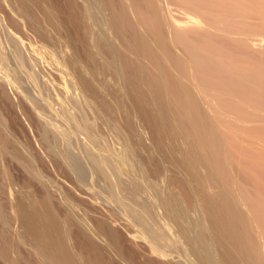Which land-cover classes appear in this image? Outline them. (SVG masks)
I'll return each mask as SVG.
<instances>
[{"label": "bare ground", "instance_id": "6f19581e", "mask_svg": "<svg viewBox=\"0 0 264 264\" xmlns=\"http://www.w3.org/2000/svg\"><path fill=\"white\" fill-rule=\"evenodd\" d=\"M164 1L0 0V264H92L83 257L88 251L100 260L111 253L121 264H184L165 260L174 253L188 264H264V221L229 159L221 89L206 82L190 50L200 18L189 15L193 26L180 28ZM24 73L41 97L69 104V111L58 100L57 108L48 105L67 126L52 118ZM60 88L74 97L62 98ZM26 122L36 128L41 161L51 162L66 186L40 178ZM144 129L153 147L144 144ZM105 131L120 140L121 156L107 143L112 136L101 137ZM121 161L131 164L129 181ZM93 179L147 234L143 262L125 256L118 213L91 205Z\"/></svg>", "mask_w": 264, "mask_h": 264}, {"label": "rangeland", "instance_id": "374dc122", "mask_svg": "<svg viewBox=\"0 0 264 264\" xmlns=\"http://www.w3.org/2000/svg\"><path fill=\"white\" fill-rule=\"evenodd\" d=\"M166 2L167 4H165V1L162 3L164 13L169 17L170 15L173 17L170 20L180 21V23L176 21V25H181L179 26L180 28L183 27V29H185L187 26L192 25V22H190V20L188 19L189 15L196 16L198 17V19L200 18L202 25L197 29V31L196 29L193 30L191 35L189 34L190 37L188 35L191 41H193L191 43L192 48L190 50L194 54H199L198 60L199 63L203 64L202 70L207 71H205L206 73L203 74V76L207 77L206 82L209 84H215L217 86L219 85L221 89V92L218 96L219 99L217 101V106L221 111L219 116L221 117L220 119L222 120L223 125L227 129H230L229 131H231L232 135L230 136L229 140V144L232 150L229 153L230 158H228L230 160L234 159L232 160V162L234 161L233 164H236V168L234 166L233 167L236 171H234L235 175H237L236 177H238L237 179L240 181V184L244 189L241 191L245 195L248 194L246 196L249 197V199H251L252 201V208H254L255 210H253L254 213L258 214V216L261 218V221H264V44L262 45L260 40L261 38H264V0H166ZM141 7L143 6L139 5V8L137 9L139 10L138 12L142 17L140 15L139 16L141 17V19H143V17L145 18L144 20L148 19L147 22L149 23L151 21V18L149 21V18H147V16H151L147 15V12L144 11L145 9L143 10ZM190 27H187L186 29H190ZM47 68L49 69L50 67L48 66ZM208 69H210V71H208ZM53 72L56 74L55 71ZM25 73L26 75L28 74L27 70ZM25 73L23 74V77H25L24 80L27 79L28 83L31 84H27L28 87H33H30L33 90L32 91L30 89L32 93L40 99L43 97L41 99V103L44 104L45 101L47 102V104L45 102V106L47 107V110L49 109L48 111L50 113L52 112V118H58L56 119L58 123H60L61 125L63 124L62 126H67V123L63 119L61 120L59 116L54 115L55 112L53 109L48 108V105L51 104L53 106V104H60V102L62 103V100L57 99V101L55 99V101H57L56 103L51 98L48 99L46 97V93L41 97V94L38 92V87L36 89L35 84H32L33 80H30V77L28 79ZM0 81V84H2L3 81L1 80V78ZM7 90L10 96H17L19 97V99L24 101L23 95L18 94V92H16L14 88H12L11 91L9 88ZM60 90H62L63 92H60L64 94H61L62 98H64L65 95L66 97H74L71 92L66 93L65 90L61 88ZM78 96L79 95H77L76 98L80 100V97ZM51 100L55 103H53ZM64 102L66 103V100ZM59 104L56 106H58V108L60 107L59 109L61 110L62 108L64 110L66 106L67 109L69 108L68 103H66V105L64 104L65 107L61 104L59 106ZM56 106L54 105L53 107ZM67 109L66 111H69V109ZM71 111L73 112V110L70 109V112ZM39 118L41 119V117ZM26 125H28L27 129L29 132L31 144L33 146L32 153H34L35 151L36 154L34 153V155H36L37 157L35 162H33V165L35 167L37 166L36 168L38 173L41 171V173H39L40 178H42V180H45V178H47L48 180L52 179V181H50L53 182L52 184L55 183L54 185L61 184L63 186H66V179L63 177V175H61V173H59V171L56 170V172L54 171V169H52V163L44 160L41 161L39 145L38 143H35L36 128L33 125L31 126V123L30 126L28 123ZM105 132L104 134H101V137L105 138L106 142L111 136L112 138L114 137L113 134L110 133V135H108L109 132ZM143 134L144 144L148 147H151V145L154 144L151 134L145 129L143 130ZM106 135H108L109 138L108 136L106 138ZM76 137L74 136L76 144L83 145V143H85V139L82 138V135H77ZM112 138L107 142L109 143V147L111 146V150H115L114 153L117 154L121 152L122 154V145L120 143V140L115 139L116 137H114V140ZM82 140L84 141L82 142ZM36 144L38 145V147ZM153 146L154 145H152V147ZM143 151L144 149H140L138 151L139 153H142L139 154L140 158H146L147 156H149L148 154L144 155V153L147 152ZM37 152H39V156ZM116 154H112L113 156L111 159L114 158V161H111L113 162V164H116L114 162L120 160L119 156H121V154L119 153V156H117ZM155 154L157 158L161 157L160 153ZM128 162L129 161H127V164H123L124 162L121 161L120 164L121 167L124 166L122 167V170L128 169L124 171L126 174L129 173L127 174L128 176L126 174L124 176V172L121 173V175L123 174V177H126L127 180L125 178H122L125 181H129L128 177H131V169H129L131 167V164L129 163L130 166L128 168ZM41 174L44 177H41ZM31 179V185H33L35 188L31 187L30 189H32L31 191H33L34 188L37 195H39V191L37 190V187H39V183L37 180L33 178ZM242 179H244V182L242 181ZM93 180H90V186H92V190L90 189L87 192L88 194H95V197H93L96 201L92 198V200L94 201H91V205L94 203V208L97 212L99 211L98 213L101 214L106 215L108 213L107 208H109V210H111L110 208H112L110 214L118 213V216L121 217V219H119L122 221L117 220V222H115V225L121 235L120 242L122 243L123 250L125 249V252L123 251L126 254L125 256H128L129 258L131 256L132 258H136L137 260L139 259L140 261L138 262H143V259H140L139 255L143 247H145L144 250L150 247V243L148 241L149 238H146L147 234L142 232V230L136 225L135 221L132 220L130 216H128V214H124V211L122 213V209L119 207V205L116 202H113V200H111L112 198L110 199L109 195L106 196L107 193H105L104 190L102 193L101 188L98 185H95L97 183L95 182V180L93 182ZM160 184L163 185L164 182H160ZM247 187H249L250 190ZM178 192L180 193L181 191L179 190ZM103 196L106 197V199L109 196L108 200H110L108 204V200H106ZM159 210L160 209H157L158 213L161 214ZM119 212L122 214H120ZM112 215H109L108 217H112ZM84 251L83 253H85ZM129 252L133 253L135 257H133V255H131ZM86 253L88 257L86 256ZM86 253L83 254V257L85 256L84 259H93L92 264H103V262H101L102 259L105 261V264H121V262H118L119 260L117 259V257L114 256L113 258L112 255L109 256V254L111 253L108 254V252L103 253L104 255L101 260L97 258V255H95L96 252H94L95 254L91 251H88ZM155 258L157 259V256ZM167 259L168 261H171L173 263L176 261H182L184 264H188V262L186 261V257L180 256L177 253H174L171 256H167L165 260Z\"/></svg>", "mask_w": 264, "mask_h": 264}]
</instances>
